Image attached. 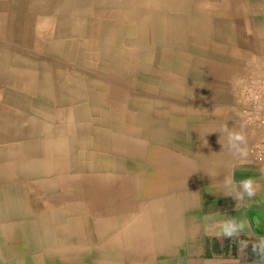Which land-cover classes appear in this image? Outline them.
Returning a JSON list of instances; mask_svg holds the SVG:
<instances>
[{"label": "bare ground", "instance_id": "1", "mask_svg": "<svg viewBox=\"0 0 264 264\" xmlns=\"http://www.w3.org/2000/svg\"><path fill=\"white\" fill-rule=\"evenodd\" d=\"M208 2L0 0L4 172L59 207L35 237L57 264H101L98 245L143 233L144 167L158 143L176 147L178 103L210 98L191 72L222 49L194 12Z\"/></svg>", "mask_w": 264, "mask_h": 264}, {"label": "crops", "instance_id": "2", "mask_svg": "<svg viewBox=\"0 0 264 264\" xmlns=\"http://www.w3.org/2000/svg\"><path fill=\"white\" fill-rule=\"evenodd\" d=\"M208 1L206 7L192 10L200 16L207 13L209 29L214 26L223 29L222 49L217 52L222 51L217 53L211 47L214 49V55L209 49L211 59H202L203 68L191 72L198 79L205 78V84L197 86L196 91L207 90L210 98L178 106L191 109V117L201 118L205 123L207 117L212 129L208 134L181 133L176 147L169 143L155 146L149 166L144 167L143 188L149 194L144 202L143 233L130 230L128 243L119 246H110L107 242L110 238L106 239L107 243L96 247L104 254L101 264H264V257L252 249L253 244L264 238V162L256 163L246 144L241 145L247 149L246 158L239 157L228 142L229 132L242 133L237 91L247 78L264 74V0ZM180 69L182 72L183 68ZM149 146L154 144L150 142ZM228 176H233L236 182L254 179L257 194L251 199L245 197L243 202L226 195L224 181ZM1 189L0 264H23L19 248H23V243L18 248L8 246V231L12 229L19 240L23 238L19 236L23 228L33 236L42 202L33 196L20 199L17 186L8 189L0 185ZM151 190L160 194L152 196ZM157 201L162 204L154 205ZM169 206L175 207L173 215ZM23 214L30 219L20 220ZM228 219L245 224L240 239L248 241V248L243 252L238 251L235 239L216 235L221 222ZM139 222L133 219L124 225L130 227ZM30 246L27 241L25 247Z\"/></svg>", "mask_w": 264, "mask_h": 264}, {"label": "rangeland", "instance_id": "3", "mask_svg": "<svg viewBox=\"0 0 264 264\" xmlns=\"http://www.w3.org/2000/svg\"><path fill=\"white\" fill-rule=\"evenodd\" d=\"M227 38H228V36H227ZM194 102L195 103L196 102H202V100H200L198 98H194ZM179 103H187V102H186V100H183L182 102H179ZM238 109H239V107H238ZM191 112H192L191 109L181 108V111H179L175 115V117H174L175 123L171 127L175 131H177L178 133H182L183 136H185V135L188 136L191 133L206 134L207 132H210L212 128L209 127L210 122L207 120V117H205V119H206V123H205L204 120H201V118L199 119V118L191 117ZM177 116H181V117L177 118ZM168 120L169 119H167L165 121H168ZM164 125H166V124H164ZM202 142H203V140H202ZM200 143H201V141H200ZM2 145H3V143L0 142V150L2 148ZM202 150H204V149H202ZM2 159H3V154L0 152V183H7V185L6 184H0V185L6 186L8 189L11 188L12 185L17 186L15 183V180L12 181V180L8 179L9 174H5V172H4V170H6L5 164L8 163V161L2 160ZM186 160H188V158H186ZM17 175H19V174L17 173ZM4 176H6L5 179H4ZM123 181H122V183H124ZM125 182H127V181L125 180ZM10 184H12V185H10ZM12 190H15V189H12ZM18 191H19L18 195H19V197H21L20 199H26L27 197L33 196L35 199H37L39 202H42V203L40 205V212H39L37 219L35 220V223H34V228L32 229L33 236H30L29 230H26L23 228L22 232H19V236H21L23 238H22V240H19L18 237H17L18 239H16L13 236V233H12L13 230L10 229V231H8V246H13V247L18 248V246L23 243V248L19 247L20 250L22 249L23 264H57V263H59L60 259L56 253L57 250H55L54 248H50L48 246H45V244L44 245H41V244L38 245L36 240H35V237H37L36 235H40V237H41L42 232H44V231H42V227L44 228V225H45V223H44L45 216L48 214V212L50 210H52L53 208H57L58 206H54V205L47 203L45 201V196L43 195V193L40 190H37V191L33 190V192H31V191L29 192V190H26L25 188H19ZM1 192H2V189L0 190V193ZM13 196H15V194H13ZM157 200H160V199H157ZM153 204L159 205L162 203H159L157 201ZM169 207H170L169 213H170V215L171 214L173 215L174 211H175V209H174L175 207L174 206H169ZM21 219L29 220L30 217H27L26 215L23 214L22 217L20 218V220ZM170 223L173 226L172 220ZM35 228L38 230V233H34ZM27 241L31 242L30 249H27L25 247V244H27ZM28 244H30V243H28ZM38 257H39V260H38Z\"/></svg>", "mask_w": 264, "mask_h": 264}, {"label": "built area", "instance_id": "4", "mask_svg": "<svg viewBox=\"0 0 264 264\" xmlns=\"http://www.w3.org/2000/svg\"><path fill=\"white\" fill-rule=\"evenodd\" d=\"M237 97L246 147L256 163L264 162V74L247 78Z\"/></svg>", "mask_w": 264, "mask_h": 264}, {"label": "clouds", "instance_id": "5", "mask_svg": "<svg viewBox=\"0 0 264 264\" xmlns=\"http://www.w3.org/2000/svg\"><path fill=\"white\" fill-rule=\"evenodd\" d=\"M225 131H227L226 127ZM228 142L230 149H233L239 157L246 158L247 149L241 147V145L246 144V137L242 133L229 132ZM224 184L227 189L226 195L233 196L236 201L243 202L245 197L251 199L257 194L256 181L252 178H246L236 182L233 176H228L225 178ZM244 228L245 224L243 222L228 219L221 222L219 232L216 235L223 236L226 239H235L238 245V251L243 252L248 248V241L240 239ZM252 249L258 256L264 257V238H260L257 243L253 244Z\"/></svg>", "mask_w": 264, "mask_h": 264}]
</instances>
